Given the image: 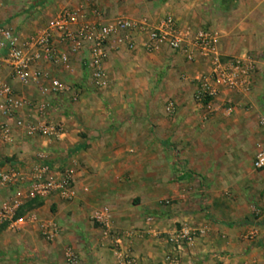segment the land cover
Listing matches in <instances>:
<instances>
[{
    "label": "crops",
    "instance_id": "1",
    "mask_svg": "<svg viewBox=\"0 0 264 264\" xmlns=\"http://www.w3.org/2000/svg\"><path fill=\"white\" fill-rule=\"evenodd\" d=\"M63 7H81L89 21L101 24L117 18L154 23L168 16L179 27L208 28L220 55L247 54L254 59L256 69L248 93L221 92L212 102L211 113L204 115V110L193 100L191 84L194 75L206 70L203 58L196 56L192 62H186L165 48L149 54L139 48L131 52L111 48L102 64L107 80L117 70L126 71L125 74L130 70L161 75L157 93H166L174 104L170 114L165 111L166 105L161 108V114L167 118L152 113L149 137L140 131L127 134L123 130L116 143L109 144L106 141L109 135H100L107 128L102 108L86 97L72 106L75 118L59 113L58 107L63 103L55 101L59 98L51 101V105L47 102L45 117L60 123L63 130L58 138L26 137L13 127V119L7 121L11 132L8 140L0 138V170L13 166L26 171L39 154L49 160L47 164L56 174L60 173L56 170L60 161L67 160L68 156L78 159L79 169L72 175L74 195L70 201L55 196L37 198L39 206L25 212L36 219L35 223H26L17 231L6 226L0 230V264H117L115 250L129 254L134 264H264V221L254 224L231 217L221 219L213 208L220 202L215 192L211 195L209 189L210 197L200 200V190L194 185H167L173 154H165L161 147L165 143L175 145L179 158L186 160L192 159L197 150L203 152L194 145L203 139L215 142L212 148L215 152L223 150L220 142L224 139L239 143L235 146L238 151L244 149V142L250 147L256 146L255 150L264 147V125L259 124L261 120L264 122V0H0V25L25 36L43 28L55 11ZM53 43L69 58V68L46 63L39 64L38 68L49 77L61 80L71 91L74 83L88 79L84 67L87 45L71 48L58 43L56 37ZM1 71L17 95L34 103L39 101L37 85H21L7 76L6 69ZM109 106L114 122L107 124L141 126L137 115L131 118L126 112V116L119 118L114 114L117 110L114 103ZM34 117L30 108H22L15 115L28 121ZM210 127L222 135L206 132ZM195 128L199 132L203 130L197 138L192 136ZM148 141L153 142L152 158L155 155L160 158L167 170V184H161L164 182L161 171L154 172L149 182L132 181L131 176L129 182L121 181L128 167L126 158L133 153L140 163L145 151L143 142ZM191 175L185 170L178 179ZM13 196L14 191L0 190V204ZM19 200L22 206L31 198L22 190ZM167 200L174 202L169 204ZM204 206L206 212L201 211ZM104 208L108 213L106 228L91 220L95 212ZM39 222L56 224L58 231L53 240L46 241L40 235ZM231 223L236 225L229 226ZM180 225L202 230L203 234L191 248L180 252L176 260L166 261L169 246L153 234L167 233ZM136 228L149 233L141 238L123 237L122 232ZM67 249L73 253L74 261L66 259Z\"/></svg>",
    "mask_w": 264,
    "mask_h": 264
},
{
    "label": "built area",
    "instance_id": "2",
    "mask_svg": "<svg viewBox=\"0 0 264 264\" xmlns=\"http://www.w3.org/2000/svg\"><path fill=\"white\" fill-rule=\"evenodd\" d=\"M57 42L71 48L87 45L88 58L84 62L89 84L99 90L108 87L104 77L102 64L109 49L134 51L139 48L143 53H153L160 48L179 54L186 62H192L196 56L206 62V70L197 73L191 79L194 86L193 100L204 110V115L211 113L212 102L221 92L246 94L251 87L252 75L255 72L254 59L245 54L234 57H223L215 48L214 35L208 28L192 30L179 27L175 21L165 16L154 23L146 20L117 18L107 23L89 21L81 7L76 9L58 8L53 17L41 29L28 35L0 25V138L8 140L10 125L21 130L26 137L58 138L62 133L60 123L45 117L47 102L44 97L68 92L70 89L59 79L43 73L38 67L41 63L54 65L63 69L69 68V58L54 46ZM7 76L21 85L34 84L38 87L39 101L31 102L26 97L17 95L5 80L1 69ZM22 108L34 111L31 121L15 118ZM174 110L172 101L166 103L165 111L170 114ZM260 125H264L261 120ZM42 155L30 163L26 171L8 166L0 170V190L14 191L15 196L0 204V225L13 231L19 230L26 223H35V218L23 213L16 216L21 207L22 190L30 198H47L55 196L62 201H70L74 195V179L71 171L56 172L47 164ZM254 170L264 169V147H259L252 158ZM166 203V202H165ZM107 210L101 209L91 216L93 223L107 227ZM38 231L46 240L51 241L57 234V226L53 222H39ZM140 228L122 232L127 239L141 238L148 234ZM202 230L189 229L183 225L173 228L167 233H154L155 238H162L169 246L165 255L166 261L176 260L178 254L191 248ZM115 240H118L116 237ZM65 257L74 261L73 253L67 249ZM117 264H134L133 258L119 250H115Z\"/></svg>",
    "mask_w": 264,
    "mask_h": 264
},
{
    "label": "rangeland",
    "instance_id": "3",
    "mask_svg": "<svg viewBox=\"0 0 264 264\" xmlns=\"http://www.w3.org/2000/svg\"><path fill=\"white\" fill-rule=\"evenodd\" d=\"M125 73L126 71L117 70L114 74H110L107 80L108 87L103 90L93 88L87 79L77 81L72 85L71 91L55 96H46L44 97L45 102L50 104L51 101L59 98L55 100L59 102L60 100L63 101V103L60 102L61 105L58 107L59 113L71 118H75L72 106L85 97L98 103L103 111L105 125H107V128L100 135H109L106 138L109 144L110 142L116 143L118 136L120 133H123V130L127 134L130 131H140L149 137L152 133L150 123L152 113L167 118V115L161 114V108L170 101V97L166 93H157L160 90L159 88H161L159 86L162 83L161 75L156 77L150 72L141 74L130 70L127 71V74ZM62 81L67 82L68 79L62 78ZM113 88L120 89L122 93L117 89L112 93ZM111 103H114L117 109L114 111V114L119 115V118H123L122 115L126 116V112H129V117L136 118L135 115H137L138 118H141V126L128 125L123 127L107 124L113 121V112L109 106ZM122 107L124 109L128 108L127 111H122ZM215 129V127H210L206 129V132L220 135L221 132ZM244 131L248 130L244 129ZM201 132L198 131V128H195L192 131V136L197 138ZM222 133L226 135L227 131ZM187 144L190 146V143ZM217 144L219 145V143ZM238 144L235 140H228L227 142L224 139L223 142H220L223 150H216L215 152L212 149L215 142L203 139L194 143L195 149L201 148L203 152L200 153L197 150V153L194 154L195 156L187 160L179 158L175 145L170 143L168 145L166 143L162 146L160 145L164 148L165 154L167 152L173 154L172 164L169 165L170 175L167 176L170 180L167 184L165 182V174H167L165 166L161 165V159L156 158V155L155 158L151 156L154 150L152 151L150 146L153 145V142H143V149L145 151L143 157L140 159V163L138 161L139 158L130 153L131 156L126 158L128 162L126 166L128 167L122 173L121 181L129 182V176H131L133 178L131 179L132 181L142 179L145 182H149L152 177L151 175L155 174L154 172L161 171V179L165 182L160 180L162 185H194L195 188L198 187L200 190L198 193L200 200L210 197L209 189L211 190V195L215 192L218 195L217 200L220 199V202L213 208L220 215L221 219L227 220L231 217L238 219L237 221L245 220L256 224L264 221V169L254 170L252 168L251 163L256 146L250 147L247 142H244V149L238 151L235 149V146ZM163 159L166 160L165 157ZM43 161L48 163L49 160L44 159ZM60 162L61 164L56 168L60 173L68 170L73 175L75 170L79 169V161L74 156H68L67 160ZM139 164L141 167H137ZM185 170L192 175L189 178L178 179V175ZM209 185L211 188L208 187ZM167 201L169 204L174 202V200ZM205 208L206 206L201 211L206 212ZM10 234L13 236V233Z\"/></svg>",
    "mask_w": 264,
    "mask_h": 264
},
{
    "label": "trees",
    "instance_id": "4",
    "mask_svg": "<svg viewBox=\"0 0 264 264\" xmlns=\"http://www.w3.org/2000/svg\"><path fill=\"white\" fill-rule=\"evenodd\" d=\"M35 206H39V202L37 201V198H33L31 199L29 202L24 203L16 212V216H20L23 213H25L26 211L30 210L31 208L35 207ZM241 223H245V221H242ZM264 223V222H263ZM236 225V223H231L229 224V226H233ZM5 225H0V230L2 228H4Z\"/></svg>",
    "mask_w": 264,
    "mask_h": 264
}]
</instances>
